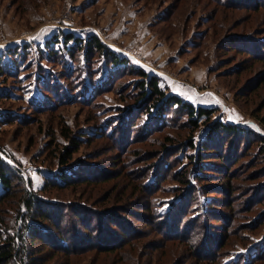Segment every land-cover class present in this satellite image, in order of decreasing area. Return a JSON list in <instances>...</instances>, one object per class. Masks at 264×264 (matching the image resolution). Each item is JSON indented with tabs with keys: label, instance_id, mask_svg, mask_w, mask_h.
Segmentation results:
<instances>
[{
	"label": "rangeland",
	"instance_id": "obj_1",
	"mask_svg": "<svg viewBox=\"0 0 264 264\" xmlns=\"http://www.w3.org/2000/svg\"><path fill=\"white\" fill-rule=\"evenodd\" d=\"M217 4V0H0V55L6 60L0 72V149L20 171L27 189L34 191L60 169L56 154L58 147L68 144L64 130L86 138L69 166L84 164L81 174L99 176L94 180L112 172L107 181L63 189L49 186L43 192L63 207L84 203L105 213L85 232L71 209H64L62 229L68 233L76 222L78 231L93 237L92 246L75 237L63 252L58 245L28 238L29 252L39 259L36 264H264V153L258 151L261 144L264 147V82L249 90L253 78L264 72V7ZM62 32L96 34L129 63L119 70L101 56L84 65L81 51H74L73 58L63 49L48 55L46 42ZM236 36H252L263 48L255 50L253 43ZM49 43L55 50L62 47L60 40ZM12 47H19V52L10 58L5 50ZM132 66L155 75L166 93L194 107L214 108L211 122L239 124L263 139L244 137L233 158L225 161L221 154L206 155L204 161L210 165L206 168L213 169L207 173L212 175L198 177L194 163L200 150L188 144L202 143L198 144L208 122L200 119L195 130L183 110L166 114L159 126L149 112H133L129 120L124 115L134 106L139 79L129 69ZM50 84L55 94L53 98L48 94L47 100L43 91ZM129 122L134 124L127 138L122 127ZM219 166H227L229 177ZM179 198L183 214L176 216L177 210L171 214L175 223L178 218L183 222L180 230L175 224L169 229L163 215ZM199 201L218 210L207 215V232L198 221ZM11 208L4 205L3 211ZM112 215L122 229L111 222ZM102 224L111 236L102 235ZM51 227L47 238L56 242V228ZM187 229L195 241L182 237ZM205 233L219 246L199 245ZM112 241L121 247L98 249V243L107 246Z\"/></svg>",
	"mask_w": 264,
	"mask_h": 264
},
{
	"label": "trees",
	"instance_id": "obj_2",
	"mask_svg": "<svg viewBox=\"0 0 264 264\" xmlns=\"http://www.w3.org/2000/svg\"><path fill=\"white\" fill-rule=\"evenodd\" d=\"M219 2H223L224 4H242L245 3L246 5L254 4V7H258L260 10L264 7V4H259V0H217V5L222 6ZM248 7V6H245ZM60 38V39H59ZM239 40L249 41L253 43V47L255 50H260L263 46L256 41V39L252 36H236ZM60 40L62 47L58 50H55L54 47L51 46L49 41ZM50 40L46 42V47H48L49 53L52 52L50 55H56V52L60 51L61 49L65 50L69 55L72 57L74 55V51H81L82 55V63L84 65H88L92 57L101 56L104 61L110 67L121 68L126 67L129 63V60L126 57L120 56L116 52L112 51L109 47L106 46L104 42L96 34H89L85 37L76 36L71 32H62V35L52 37ZM242 45L240 44L235 46L236 49H239ZM25 47V48H24ZM19 47H12L7 48L5 53L11 58L13 56L18 55ZM23 50L27 49V46H22ZM258 53V52H256ZM260 53V52H259ZM73 58V57H72ZM14 61H17L15 59ZM88 62V63H86ZM6 63V60H3V55H0V72L4 70L3 65ZM6 66V65H5ZM16 68H19V65H15ZM12 68V67H11ZM10 69V68H9ZM8 69V70H9ZM130 70H134L135 75L139 78L135 81V86L137 93L134 95L133 100V107L129 109L128 113H125L124 116L132 117V113L134 112H149L152 120H157L159 122H164V118L166 114L171 113L172 111L183 110L185 114L188 116L189 125L193 129H198L199 124L198 121L204 118V121L208 122L207 132L206 135L201 139L198 143L201 144L198 146H194V142L190 141L188 144L189 148L194 149L196 147V152L198 154V158L195 159L194 166L197 167V171L195 174L198 177H208L211 176V173H207V169L205 163V156L206 155H215L221 154L219 156L222 161H225L227 157L233 158L234 151L236 150V145L239 140L244 139V137L252 135L257 140H262L263 137L258 135L255 132L249 131L248 129L244 130L241 125L235 123H222L219 120L211 122V116L215 112V109L212 107L206 106H198L194 107L192 104L182 100L175 94L166 93L161 86L159 85L158 78L155 75H149L144 69L139 67H129ZM120 70V69H119ZM84 77H82V81H84ZM252 85L249 87L250 91H254V88L264 82V72L260 73L259 75L255 76L252 80ZM51 84L48 87H44V96L47 100L50 98L48 94L52 93L55 94V91L51 87ZM88 90L84 92H88ZM58 97L59 92L56 93ZM88 96V95H87ZM90 96V95H89ZM88 96V97H89ZM1 97V96H0ZM62 98V96H61ZM87 97H82V100H86ZM174 107V110H170ZM38 109V108H36ZM0 117V122H1ZM124 122V119L122 123ZM134 124V123H133ZM133 124L131 122L123 125L122 130L127 138H129V131L132 130ZM64 126V124H63ZM106 129L110 128V125L106 123ZM65 129V127H64ZM115 131L114 128L111 129V132ZM146 132V131H145ZM64 139L67 140L68 144H63L62 147H58V152L56 154L57 163L59 166V170L54 173L52 177L46 176L45 183L41 187L39 191H34L32 189H27L25 185V179L21 175L20 171L16 168L15 164L8 158H10L3 149H0V264H36L38 263L39 259L36 256H33V253L29 252L28 249V238L34 240H40L44 244H48L49 246H60L61 250L64 252L65 249H70L71 242L74 243L75 237L79 238L82 243H87L86 245L92 246L90 241L93 237L87 233L84 234L82 231H78L75 228L76 222L80 225L81 229H84L85 232L91 231V224L94 218H98L102 214L105 213V210L98 211V209L87 207L83 205L84 203H74L70 208L68 205L61 206L59 201H55L46 197L43 192L47 191L48 187L63 189L70 186L75 185H82L88 184L91 181L93 183H100L101 181H107L109 179L108 173L107 175L104 174L102 179L94 180L99 178L93 177L92 175L81 174V170H84V164L78 165L75 167L69 166L72 162L73 154L76 153L79 149V146L84 142L85 135L80 134H73L72 132H68V130H64L61 132ZM110 134V133H108ZM242 137V138H241ZM216 142H214V139ZM222 139V146L221 140ZM241 138V139H240ZM224 140V141H223ZM247 143L244 142V145ZM261 144L258 147V151L261 150V153H264V147ZM223 147H227L224 153ZM56 147H54L55 149ZM198 149V150H197ZM238 149V147H237ZM137 153H139L137 151ZM224 153V154H222ZM4 154V155H3ZM194 159V157H193ZM166 167H168V163H165ZM88 168V167H87ZM86 168V169H87ZM220 169L226 171L224 176L229 177V172L227 166H219ZM206 170V171H205ZM219 172V171H216ZM198 177H196L198 179ZM183 180V179H182ZM27 181V180H26ZM188 182V180H187ZM152 183V181H151ZM189 183V182H188ZM22 186V188H18L17 186ZM17 188V189H16ZM182 198L184 199L185 196L183 195ZM179 198L178 202H174L171 206L170 212L167 214L165 213L164 220L167 221L165 226L172 227L175 224V228L180 230V224L183 222V219L178 218L176 221V216L183 214L184 208L182 210L178 209V205L183 202V199ZM4 205H10L12 208L8 211H3ZM199 208L200 216L198 217V221L201 222L202 226L206 227L207 232V215L215 212L218 210L211 208L210 206L207 207L205 202L199 201L197 204ZM71 209V212L75 215L76 222L72 221L71 228L74 229L70 232H66L62 229L61 223L63 222V217L61 212L64 209ZM177 210L176 216L172 217V212ZM150 211V210H149ZM153 212V210H152ZM8 214L9 217H5ZM134 215V214H132ZM110 218V215H108ZM106 215V217H108ZM182 217V216H181ZM113 219L111 222H114L115 225L121 227L116 220V218L112 215ZM179 219L181 221H179ZM220 219V218H219ZM113 220V221H112ZM116 220V221H114ZM56 221L57 224H56ZM163 221V223L165 222ZM224 222V220L222 219ZM221 221V222H222ZM112 223V224H114ZM53 226L56 228V242H52L48 240L47 234L51 232ZM100 228L102 231V235L111 236L104 228L106 225L102 224ZM69 229V230H70ZM122 229V227H121ZM171 229V228H169ZM104 230V233H103ZM189 231V229L185 230V233ZM181 232V231H180ZM192 232V229H190ZM186 237L188 239L191 238V242L195 241V237L191 236L189 233L183 234L182 237ZM94 240V239H93ZM103 240H100L102 242ZM119 242V241H117ZM116 241H112V244L104 246V244L98 243V249H108V251L113 250L114 248L121 247L116 245ZM201 246L206 245L207 247L210 245H214L217 247L218 240H214L212 242V238L207 237V234H204L203 239H201L199 245ZM121 245V244H120ZM74 247V246H73ZM211 248V247H210ZM222 247H220L221 249ZM209 249V247H208ZM219 253V251H218ZM218 255V254H217Z\"/></svg>",
	"mask_w": 264,
	"mask_h": 264
}]
</instances>
